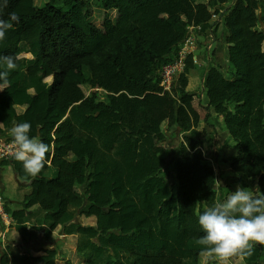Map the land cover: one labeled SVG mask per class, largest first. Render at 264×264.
Instances as JSON below:
<instances>
[{
    "label": "trees",
    "instance_id": "16d2710c",
    "mask_svg": "<svg viewBox=\"0 0 264 264\" xmlns=\"http://www.w3.org/2000/svg\"><path fill=\"white\" fill-rule=\"evenodd\" d=\"M3 5L0 18L15 12L20 19L0 41V56L18 65L6 85L0 81V138L11 142L10 129L29 122V135L50 148L35 177L13 156L0 159L1 209L16 234L34 233L46 243L74 237L84 264H201L207 253L197 244L204 235L198 216L220 202L218 180L245 178L264 191V1L46 0L29 12L26 0ZM189 26H200L196 34L211 42L216 29H225L224 49L210 56L206 50L203 67H186L163 91L162 68L177 59ZM21 32L36 39L22 42ZM193 95L205 120L220 118L238 148L229 174L204 155ZM170 120L181 136L172 181L164 148L145 130ZM45 247L0 264H57L56 247ZM239 257L264 264V245Z\"/></svg>",
    "mask_w": 264,
    "mask_h": 264
},
{
    "label": "clouds",
    "instance_id": "9594fccd",
    "mask_svg": "<svg viewBox=\"0 0 264 264\" xmlns=\"http://www.w3.org/2000/svg\"><path fill=\"white\" fill-rule=\"evenodd\" d=\"M6 4L7 0H4L3 6ZM19 19L15 12L9 13L8 19L0 18V41L5 39L15 23H19ZM0 65L4 66L0 70V81L6 85L9 73L18 67L16 58L0 56ZM30 131L29 122L16 123L10 129L14 145L12 156L23 164L28 175L35 177L45 167L50 148L38 137L30 136ZM198 223L204 235L197 244L222 264H228L234 256H251L254 245H264V191L259 185L253 189L238 184L225 200L207 207L198 216Z\"/></svg>",
    "mask_w": 264,
    "mask_h": 264
},
{
    "label": "rangeland",
    "instance_id": "374dc122",
    "mask_svg": "<svg viewBox=\"0 0 264 264\" xmlns=\"http://www.w3.org/2000/svg\"><path fill=\"white\" fill-rule=\"evenodd\" d=\"M44 1L46 0H26L27 2V8H28V12L32 9V6L35 5H40L42 4ZM123 3H140L143 4L144 2H146V0H120ZM262 2L264 0H261ZM29 4V5H28ZM31 7V8H30ZM223 9V8H222ZM221 9V10H222ZM115 15V11H112V16ZM92 21L95 25H97L98 27L101 26L100 24V12L95 9L94 10V14L92 17ZM222 25V24H221ZM216 28V27H215ZM32 29V28H30ZM221 31L224 35V33L226 34L225 29L221 30L220 29L214 34H212V42H211V38H208L209 40H204L201 39L202 36H198L199 41L201 40L202 43H200V45L198 46V52L199 54H203V56H206V48H209V52H212L213 50H215L217 47L218 48H223L224 49V45L222 44V35H221ZM260 32L262 33V37L264 38V22L260 25ZM33 33H37V29H34ZM18 37L20 38V40L22 42H32L33 40L36 39L35 34H33V37H29V38H25L22 34V32L19 34L18 33ZM23 56L25 57H30L29 54H23L20 55L19 58H22ZM222 57L224 58V51L222 54ZM227 65L225 64V62H222L220 70L225 74V76L228 78L229 75L227 73ZM46 80H49L46 79ZM193 84L195 85V82H193ZM196 86V85H195ZM193 92H199V89H194V87L192 88ZM204 105H205V100H204V96H202ZM192 101V104L194 106V108L197 110V112L200 115V124L198 126V131L201 133V139L203 141V146H202V150L205 153L204 155L207 156V159L210 160V162L216 163L215 160L219 161V165L222 166L221 168V172H225L227 174H229L230 172V159L234 156L237 155L238 153V148L236 146V144L234 143V141L232 140V138H230L228 136V134L225 132L223 125H222V121L220 118H212L209 121L205 120L206 117V111L204 110V106L201 107L199 106V102L200 99L199 97L196 96H191L189 97ZM214 127H211V125ZM217 130V132L215 133V129ZM223 129V130H222ZM146 131L150 132L157 140V143L159 145H161L164 148V158H165V166H164V171H165V176L169 181H172L173 179V175H175V169H176V165L177 164V159L179 157V153H178V147H179V142H181V136L175 131L174 129V123L170 120L167 121L165 124H163V126H161L159 129H152V128H145ZM222 130L226 137L228 138L224 140L223 135H222ZM135 130H131V131H127V133L131 134V135H135ZM2 138V137H1ZM235 154V155H234ZM233 157V158H234ZM232 158V160H233ZM216 171H218V168L216 167L215 169ZM264 170V169H263ZM234 175V174H233ZM241 185L247 188H255V183L253 185L252 181L250 180H246L245 178L242 179V183L237 182L234 176H228V178L226 179V181H219L218 180V190H219V195H220V202L225 200L226 197L228 195L231 194L232 191H235V188L237 185ZM254 186V187H253ZM229 189V193L227 192V190ZM75 199H78V196H74V197H70V201L71 202H75ZM77 203L81 206H83L85 204V202L83 201V199H79V201H77ZM7 220V219H5ZM80 219H78L79 221ZM9 221V220H8ZM81 222L83 223V225H88V222L90 223L89 220H84L81 218ZM13 229L10 231L11 233L15 234V236L17 237L16 239H19L20 236H18L16 234V231L14 229V227H12ZM7 233L5 238H7V236L10 234ZM53 232L57 233L56 230H54ZM12 234V236H14ZM15 237L11 238V241L14 239ZM57 239L55 240L54 243H46V240H44L40 235H36L34 236V238H21V244L16 245L17 249L20 248L19 252L15 251V247L14 250H12L14 255H17V253H20L21 251H29V248H32L30 250L31 253H36V250L39 247H45L47 249H54L53 247H56V249L58 250V259H57V264H84V262L81 259H78L75 255V243H76V239L74 237L71 238V240H68L67 238H64L63 236H59L56 237ZM51 244V246H50ZM67 250V253L64 252L63 249ZM65 254V255H63ZM4 258V257H3ZM200 262L201 264H222L221 261H219V259L217 257H215L214 255H202L200 258ZM228 264H243V262L241 261V258L239 256H234L232 257L229 261Z\"/></svg>",
    "mask_w": 264,
    "mask_h": 264
},
{
    "label": "built area",
    "instance_id": "2783aa9c",
    "mask_svg": "<svg viewBox=\"0 0 264 264\" xmlns=\"http://www.w3.org/2000/svg\"><path fill=\"white\" fill-rule=\"evenodd\" d=\"M212 18H216L215 15H212ZM200 26H189L187 27L188 33L185 37L182 46L178 52L177 59L169 64L165 65L162 68L161 72V83L163 91H170L174 79L183 72V70L188 66L200 67V59L195 52L198 50L197 44L199 42L198 36L196 33L200 31ZM14 151L13 142L4 143L0 142V159L7 158L12 156ZM0 214L2 217L5 215L1 209V197H0Z\"/></svg>",
    "mask_w": 264,
    "mask_h": 264
},
{
    "label": "crops",
    "instance_id": "0c3cea01",
    "mask_svg": "<svg viewBox=\"0 0 264 264\" xmlns=\"http://www.w3.org/2000/svg\"><path fill=\"white\" fill-rule=\"evenodd\" d=\"M201 39L209 40L207 37H201ZM200 43H202L201 40L198 42L197 47L199 46ZM206 49L209 50L208 47ZM202 53L199 54L198 50L195 52V55L198 56V58L200 59V63H201V66L197 67V68L203 67L204 63L207 62V59L209 60V58H207L206 56L204 57ZM208 55H209V51H208ZM224 55H225V53H224ZM2 141H3V138H0V142H2ZM14 215H16L17 217H23L24 216V212L23 211H16V212H14ZM2 219H3L2 226L0 224V260H4L5 261V260L9 259L11 255L18 256V255H20V254H22L23 252H26V251H21L20 253H17V255L13 254V252H12V250H14L13 247H15L16 245L22 243L20 241L22 237H20L19 239H16L17 237L15 236V234L10 232L13 229L12 228L13 225L11 223V218H7L5 216V217H2ZM5 219H7V220H5ZM52 230L54 231V228H52ZM9 232H10V234L7 236L6 239H4L6 234L9 233ZM12 234L14 236H12ZM34 236H36V234L31 233L29 237L30 238H34ZM13 237H15V238L11 241V238H13ZM30 249H32V248H29V250ZM19 250H20V248L17 249V246H16L15 247V251L19 252Z\"/></svg>",
    "mask_w": 264,
    "mask_h": 264
}]
</instances>
